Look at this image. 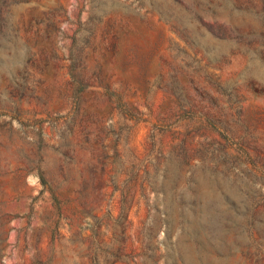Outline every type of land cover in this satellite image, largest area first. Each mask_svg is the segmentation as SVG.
Segmentation results:
<instances>
[{
  "label": "rangeland",
  "instance_id": "obj_1",
  "mask_svg": "<svg viewBox=\"0 0 264 264\" xmlns=\"http://www.w3.org/2000/svg\"><path fill=\"white\" fill-rule=\"evenodd\" d=\"M0 264H264V0H0Z\"/></svg>",
  "mask_w": 264,
  "mask_h": 264
}]
</instances>
